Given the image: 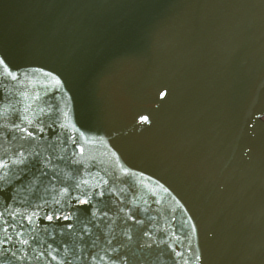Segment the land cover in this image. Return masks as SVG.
Wrapping results in <instances>:
<instances>
[{
    "label": "water",
    "instance_id": "1",
    "mask_svg": "<svg viewBox=\"0 0 264 264\" xmlns=\"http://www.w3.org/2000/svg\"><path fill=\"white\" fill-rule=\"evenodd\" d=\"M0 57L18 76L0 64V123L14 109L31 105L36 119L56 105L63 135L46 140L65 154L61 176L79 169L77 180L104 185L96 207L111 228L93 229L97 251L130 230L142 259L129 264H264V0H0ZM18 143L0 137V151ZM73 151L79 163L68 168ZM5 188L15 194L8 212L30 214L27 182L9 173ZM128 216L141 223L125 225ZM67 223L34 219L25 235L46 247L55 234L53 248L67 241L72 255L80 226ZM13 264L48 261L29 250Z\"/></svg>",
    "mask_w": 264,
    "mask_h": 264
},
{
    "label": "snow or ice",
    "instance_id": "2",
    "mask_svg": "<svg viewBox=\"0 0 264 264\" xmlns=\"http://www.w3.org/2000/svg\"><path fill=\"white\" fill-rule=\"evenodd\" d=\"M0 64L9 69V65L5 63L3 57H0ZM7 74L13 79L18 78V76L13 75L11 69H9ZM44 74L54 79L58 86H62V81L54 76L52 72H45ZM161 95L166 94L161 93ZM6 99V96L0 95V104ZM12 107L14 108V106ZM47 107L48 111H45L44 108L40 109L41 115L36 119H32L27 115L31 105H27L22 110L14 109L10 120L6 123H0V137L4 139L10 137L13 141H19L15 149L0 151V205L4 206L3 210H0V233H3V235H0V264H13V260L28 261L29 250L32 251L33 258L40 259L42 257L48 261V264H74L77 259L80 264H129L130 260L142 259L137 257L130 247V242L133 241V235L130 234V230L122 231L121 234L124 237V241H117L114 244L113 239L115 237L107 239L108 247L97 251V241L100 237L95 236L93 229H100L101 224H104L106 228H111L110 218L109 222L105 221V217L109 216L108 211L96 207L97 203H103V198L106 195L104 185L92 187L86 179L77 180L74 172L78 175L79 169L67 171L64 177L61 176V172L64 169H60V164L66 163L65 154L57 153L56 140H46V137L54 135L59 139V136L63 135V133H58L57 129H63L65 125L63 123L57 124L55 119L59 111L57 106L49 104ZM7 113V108L0 111V120L5 119ZM45 118L51 122H47ZM140 123H149V117L142 115ZM69 139H71L73 145L77 144L75 137H69ZM63 143L66 144L67 140ZM66 152L67 149L64 148L63 153ZM79 152L83 154L84 148L82 146L79 147ZM251 152L252 148L248 147L244 154L251 158L249 155ZM75 155L76 153L73 151L72 156L67 158L70 161V163L66 164L68 168L79 163L72 158ZM57 169H60V171H57ZM9 173H12L21 187H25V182H27V187L31 190L35 201H28L26 204V209H31L30 214L15 211L13 215L12 212H8L6 201H15L14 193L7 197L5 196L7 191L5 179L8 178ZM54 182L59 184L60 187H55ZM48 186H51V191L58 196V198H54L53 206H48L47 195L41 194V192L44 194L49 192ZM107 195L110 196L111 193L109 192ZM93 196L97 197V199H92ZM20 203L22 205L25 204L24 201ZM6 212H8V219L4 218ZM97 213H100V215L98 216ZM16 216L21 218L20 223H17ZM34 219L41 222L47 221L48 225L59 226L61 229H71L73 227L72 223L64 224V222L76 221L80 226V244L73 247L72 255H69L67 249L70 245L67 241L62 246L57 245L53 248L56 242L55 234H53L51 242H48L45 247L36 236L25 235V228L32 226ZM128 220L141 223L135 216H128L124 221L125 225L128 224ZM48 225H45V231H47ZM9 227L17 229L16 239L8 235ZM193 227L195 228V225ZM58 234L63 236L64 231L62 230ZM107 235H111V233ZM94 236L95 238H93ZM85 237H88V239H85ZM34 244L44 249L39 253V256H36L33 248ZM49 249H52V251H48ZM121 249L125 251H121ZM60 252H64V256L61 257L59 255ZM101 252H103V255H101ZM176 255L181 254L177 252Z\"/></svg>",
    "mask_w": 264,
    "mask_h": 264
}]
</instances>
